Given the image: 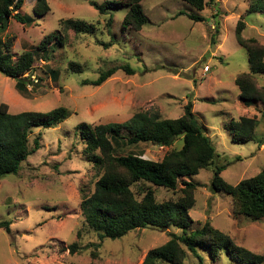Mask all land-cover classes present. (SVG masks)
Segmentation results:
<instances>
[{"label":"rangeland","instance_id":"1","mask_svg":"<svg viewBox=\"0 0 264 264\" xmlns=\"http://www.w3.org/2000/svg\"><path fill=\"white\" fill-rule=\"evenodd\" d=\"M93 1H113L116 7L100 15L89 5ZM128 1L46 0L49 12L36 17L35 0H24L20 12L30 24L11 19L0 35L2 42H12L14 60L24 52L35 59L33 69L24 75L33 83L24 92L16 90L15 80L0 74V105H7L10 114L46 113L58 107L69 112L54 128L34 129L29 148L39 138L38 150L20 164L16 175L0 179V222L11 223L10 233L0 230V264H141L149 250L165 244L172 234L181 235L172 227L145 228L115 241L98 240L85 226L80 202L93 192L99 171L83 156L85 146L77 127L123 124L138 112L173 120L183 114L188 102L217 157L209 169L185 178L196 185L187 233L208 223L235 246L264 256V219L235 216L230 196L211 187L217 166H226L220 177L231 185L264 169V106H244L234 83L238 75L248 72L247 53L235 41L236 24L243 21L242 37L264 46V3L214 0L198 11L181 0H142L147 22L133 31L122 27ZM253 3L260 9L248 13ZM192 15L203 21H193ZM68 19L95 29L91 34H76L61 25ZM53 33L63 45L52 40L43 53L39 45ZM125 65L132 75L118 70L100 86L90 84L100 73ZM254 81L264 90V74ZM240 117L257 122L250 142L231 140L229 123ZM181 144L176 141L170 148L114 144V155L131 153L156 162ZM181 180L176 191L141 183L132 189L140 193L149 187L161 203L177 199ZM71 244L78 249L72 254ZM196 249L200 260L186 250L182 264H238L226 250L214 259L208 251Z\"/></svg>","mask_w":264,"mask_h":264},{"label":"trees","instance_id":"2","mask_svg":"<svg viewBox=\"0 0 264 264\" xmlns=\"http://www.w3.org/2000/svg\"><path fill=\"white\" fill-rule=\"evenodd\" d=\"M129 0L128 11L123 18L122 27L140 31L147 22L140 2ZM198 11H202L207 2L214 0H181ZM24 0H0V35H2L11 19L19 24H30L29 17L21 14ZM264 0H258V4ZM89 5L100 15L116 7L113 1L102 4L89 2ZM257 4H250L247 12L259 11ZM49 12L46 0H35L32 13L36 17H44ZM181 14V13H179ZM193 21H203L200 16H189ZM61 25L76 34H91L93 25L82 21L65 20ZM111 20L107 22L110 27ZM245 29L243 21H238L234 31L236 43L243 48L248 57V72L238 75L235 86L238 98L244 106L254 104L264 106V90L258 88L254 78L264 74V46L256 39L242 37ZM56 40L63 45L61 38L54 33L46 36L40 43L41 51H47V45ZM11 41L0 40V74L15 80V88L26 91L31 85L30 78H25L33 69L34 55L24 52L15 60L10 52ZM108 47L109 44H103ZM118 70L132 75L128 66L110 68L90 82L100 86ZM69 116L66 108L58 107L49 112H20L10 114L7 105H0V179L6 175H16L20 164L39 148V138L34 140L33 148H29V136L37 128L50 129ZM264 118V113L261 114ZM257 122L253 118L240 117L231 121L228 130L235 143H246L253 140ZM78 134L84 143L83 156L92 162L99 171L93 192L83 197L80 209L85 226L97 234L99 241H115L129 232L153 228L178 229L181 235H170V239L160 247L149 250L141 264H182L185 251H189L198 260L197 249L208 251L214 259H218L223 250L230 253L238 264H263L264 256L235 246L230 238L205 223L200 229L188 232V212L194 206V190L196 185L185 178L197 175L201 170L209 169L217 157L215 149L205 135L203 127L192 112V104L187 103L183 114L177 119H161L157 114L149 115L138 112L129 122L114 125H97L93 128L86 124L79 125ZM121 132H123L121 134ZM176 141H181L177 150L166 152L160 161L145 160L135 154L114 155L115 146L122 148L150 143L155 146L170 148ZM226 166H217L213 170L211 187L213 191L223 192L232 199L233 214L244 216L253 221L264 219V169L255 176L244 179L236 185L225 182L221 172ZM179 178L181 180L180 195L176 200L157 203L152 189L135 192L132 187L147 184L166 190L176 191ZM10 222L1 221L0 230L10 233ZM69 252H76V244H71Z\"/></svg>","mask_w":264,"mask_h":264},{"label":"built area","instance_id":"3","mask_svg":"<svg viewBox=\"0 0 264 264\" xmlns=\"http://www.w3.org/2000/svg\"><path fill=\"white\" fill-rule=\"evenodd\" d=\"M207 69V68H206Z\"/></svg>","mask_w":264,"mask_h":264}]
</instances>
